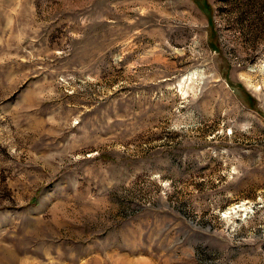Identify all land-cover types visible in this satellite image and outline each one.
<instances>
[{"label":"rangeland","instance_id":"obj_1","mask_svg":"<svg viewBox=\"0 0 264 264\" xmlns=\"http://www.w3.org/2000/svg\"><path fill=\"white\" fill-rule=\"evenodd\" d=\"M0 264H264V0H0Z\"/></svg>","mask_w":264,"mask_h":264},{"label":"bare ground","instance_id":"obj_2","mask_svg":"<svg viewBox=\"0 0 264 264\" xmlns=\"http://www.w3.org/2000/svg\"><path fill=\"white\" fill-rule=\"evenodd\" d=\"M238 210H242V206L234 207L233 211L231 210L229 214L236 213Z\"/></svg>","mask_w":264,"mask_h":264}]
</instances>
